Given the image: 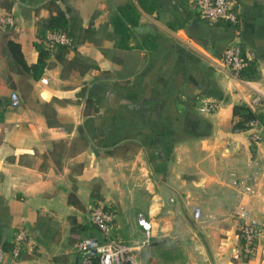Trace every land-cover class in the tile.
Here are the masks:
<instances>
[{
	"label": "crops",
	"instance_id": "crops-1",
	"mask_svg": "<svg viewBox=\"0 0 264 264\" xmlns=\"http://www.w3.org/2000/svg\"><path fill=\"white\" fill-rule=\"evenodd\" d=\"M8 1L0 5L15 20L0 28V264H83L78 237L101 236L88 219L92 190L114 210L110 234L130 246L133 264H264V237L245 258L233 213L241 200L251 219H264V125L232 128L235 103L264 100V0H234L252 79L222 64L233 27L200 18L195 0H54L82 23L64 55L97 66L80 73L53 52L35 76L6 39L35 63L49 0ZM128 6L138 17H124L122 40L112 17ZM204 100L216 108L199 110ZM245 174L255 191L240 199L232 180ZM19 227L27 239L14 257L2 244Z\"/></svg>",
	"mask_w": 264,
	"mask_h": 264
},
{
	"label": "built area",
	"instance_id": "built-area-1",
	"mask_svg": "<svg viewBox=\"0 0 264 264\" xmlns=\"http://www.w3.org/2000/svg\"><path fill=\"white\" fill-rule=\"evenodd\" d=\"M200 18L209 22H226L233 27V39L223 50L221 61L222 64L228 67L231 72L239 76V71L245 63L242 54V45L240 41L241 35V18L240 10L235 5L234 0H195ZM14 16L11 13L0 12V28L6 25L14 24ZM44 43L50 48H54L57 44L67 46L72 45V37L62 30L48 29L45 32ZM43 81L46 79L41 78ZM21 98L16 90L10 93V106H16L20 103ZM216 108V104L210 100H204L199 105V110L210 112ZM260 123L256 119L249 122L250 127H255ZM261 125V124H260ZM254 141L260 139V133L253 131L250 134ZM233 184L238 189L239 198L246 194H251L255 191L253 178L249 175L235 176L232 180ZM234 215L240 218L239 236L241 239V253L251 256L255 253L257 242L261 237H264V219L253 220L249 217L248 209L241 200L236 203L233 209ZM194 215H199V209L196 208ZM89 221L100 231V237L84 236L80 238L76 244V250L80 253L83 264H92L91 255L95 254L98 257V264H133V255L130 246L120 242L110 234L111 226L115 219V212L110 207L103 203H94L88 209ZM139 223L142 225L146 237H149L150 222L144 217H140ZM27 231L23 227L17 228L12 235V256L18 257L26 244ZM94 249L95 252H91Z\"/></svg>",
	"mask_w": 264,
	"mask_h": 264
},
{
	"label": "trees",
	"instance_id": "trees-1",
	"mask_svg": "<svg viewBox=\"0 0 264 264\" xmlns=\"http://www.w3.org/2000/svg\"><path fill=\"white\" fill-rule=\"evenodd\" d=\"M0 5L4 6L6 9L10 8V1L8 0H0ZM44 7L48 11V15L46 16H39L38 18V35L41 37L39 41H35V46L38 50V58L35 63L28 64L23 56V53L20 48V44L16 41H14L12 38L8 37L6 39V44L9 48V51L17 63L19 67H21L22 70H32L33 74L35 76H38L43 71L44 67L47 64V59L49 58L51 53H55L57 58L61 61L64 67H68L69 69L76 68L80 73H84L90 68H95L97 65L91 62L85 61L82 57L78 55H74L71 58H67L64 54L69 50L70 46L63 45V44H57L54 48H50L46 46V44L43 41L44 35L46 30H62L66 32L68 35L72 37V44L75 43V31L76 27H78V30L80 32L77 34V38L79 37V34L81 33V25H77V22H81L80 17L74 14L68 15L67 13L71 11V8L67 6L65 9H62L60 6H58L54 0H49ZM128 9L124 11L123 7L119 8V13L115 14L112 17V22L116 28V30L120 33L122 36V40L126 39L128 36L127 32V25L124 21L125 18H129L132 16V20H137L138 12L134 11L133 8L128 6ZM151 9V8H148ZM7 13H10L9 11H6ZM132 14V15H131ZM8 25L2 28H7ZM85 31H89L88 29H85ZM86 37V36H84ZM83 37V38H84ZM74 40V41H73ZM245 59V58H244ZM257 68L253 61H247L245 59V63L241 67L239 71V76L243 78H254L256 77ZM232 113L235 117L232 128L234 129H245L249 128V122L252 119L258 120V122L262 125H264V100L260 101V104L256 108H252L250 105L241 102V103H235L232 107ZM92 197L95 198V203H101L99 196L95 191L92 190L91 192ZM68 201L71 203H74L78 206H82L79 198L76 196L74 192H69L68 194ZM70 222L72 223V228H75V218L74 216L70 217ZM82 238V237H80ZM78 237L77 241L80 239ZM12 242L10 241H4L2 244V247L4 249H7L9 251L12 250ZM245 258H248L249 256L244 255ZM93 264H98V257L95 254L91 255ZM74 264H81L78 261H76Z\"/></svg>",
	"mask_w": 264,
	"mask_h": 264
},
{
	"label": "water",
	"instance_id": "water-1",
	"mask_svg": "<svg viewBox=\"0 0 264 264\" xmlns=\"http://www.w3.org/2000/svg\"><path fill=\"white\" fill-rule=\"evenodd\" d=\"M91 252L93 253V252H95V250H94V249H92V250H91Z\"/></svg>",
	"mask_w": 264,
	"mask_h": 264
},
{
	"label": "rangeland",
	"instance_id": "rangeland-1",
	"mask_svg": "<svg viewBox=\"0 0 264 264\" xmlns=\"http://www.w3.org/2000/svg\"><path fill=\"white\" fill-rule=\"evenodd\" d=\"M92 264H93V261H92Z\"/></svg>",
	"mask_w": 264,
	"mask_h": 264
}]
</instances>
